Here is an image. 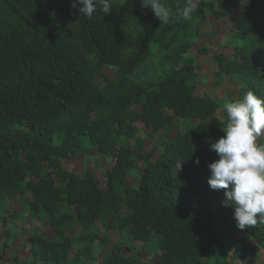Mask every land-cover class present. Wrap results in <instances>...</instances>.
Instances as JSON below:
<instances>
[{
	"label": "trees",
	"instance_id": "16d2710c",
	"mask_svg": "<svg viewBox=\"0 0 264 264\" xmlns=\"http://www.w3.org/2000/svg\"><path fill=\"white\" fill-rule=\"evenodd\" d=\"M162 2L173 11L167 24L141 0H111L109 15L91 19L71 0H0V215L28 196L26 223L43 229L28 238L29 264H227L263 247L264 223L238 229L225 190L208 184L209 144L224 135L226 113L197 95L188 53L207 14L242 5L229 47L213 56L216 78L237 86L230 101L249 90L264 99V0H198L190 21L175 18L186 0ZM139 126L157 137L148 149ZM81 152L112 164L98 178L77 175L63 162ZM225 228L242 239L224 238ZM108 230L118 242L97 259Z\"/></svg>",
	"mask_w": 264,
	"mask_h": 264
},
{
	"label": "clouds",
	"instance_id": "9594fccd",
	"mask_svg": "<svg viewBox=\"0 0 264 264\" xmlns=\"http://www.w3.org/2000/svg\"><path fill=\"white\" fill-rule=\"evenodd\" d=\"M141 3L143 8L151 9L161 24H167L173 18L172 9L162 0H141ZM197 4L198 0H186L185 5L176 10L175 18L190 21L197 11ZM70 7L89 19L98 10L106 16L112 12L111 0H71ZM224 110V135L209 144L217 158L208 164V184L212 190H225L222 205L233 209L236 227L244 230L264 223V143H258L264 135V99L249 90L241 99L226 102ZM199 163V159L195 160L197 166ZM183 164L177 161L174 167L179 171ZM9 215L7 222L2 221L0 215L1 225L14 223L15 219ZM27 224L35 226L36 234L42 231L32 223Z\"/></svg>",
	"mask_w": 264,
	"mask_h": 264
},
{
	"label": "crops",
	"instance_id": "0c3cea01",
	"mask_svg": "<svg viewBox=\"0 0 264 264\" xmlns=\"http://www.w3.org/2000/svg\"><path fill=\"white\" fill-rule=\"evenodd\" d=\"M243 5H247L246 2ZM241 6L238 8L231 7L225 18L214 19L207 16L201 24L197 44L188 53V58L198 68L197 78L199 89L202 91L201 94H210L223 106L226 102H230L228 95L237 86L226 77L216 78L217 67L213 56L224 53L229 40L233 38L230 28L231 22L235 18L247 15V11ZM215 83H217L216 87H214ZM35 230L37 229L35 228ZM80 231L81 227L77 226L69 234L70 238H76ZM223 232L226 239L232 241L242 239L241 235H234L228 228L223 229ZM34 234H36V231L29 227L26 220L23 221L22 225L18 223L3 225L0 228V264H29L32 262V258L28 253V238ZM98 237L104 243L96 241L92 252L94 257L101 259L110 251L111 246L118 242L119 232L117 230L100 231ZM93 264H98V262ZM227 264H264V245L258 254L237 260L227 258Z\"/></svg>",
	"mask_w": 264,
	"mask_h": 264
},
{
	"label": "rangeland",
	"instance_id": "374dc122",
	"mask_svg": "<svg viewBox=\"0 0 264 264\" xmlns=\"http://www.w3.org/2000/svg\"><path fill=\"white\" fill-rule=\"evenodd\" d=\"M117 1H121V0H117ZM210 1H214V0H208V2ZM207 16H209L207 14ZM210 17V16H209ZM212 18V17H210ZM231 40V39H230ZM229 40V41H230ZM235 43V40H233L231 44ZM227 47H229V42L227 44ZM260 60L262 63H264V51L261 52L260 54ZM105 74L109 75V76H113L112 75V70L107 69L104 71ZM201 93L200 89H198V93L197 95H199ZM230 97V94L228 95ZM218 105L221 108L222 104L221 102L218 101ZM178 130H174V133H176ZM139 135L141 137V139L145 142V149H148V146L150 144H152L154 142V140L157 138L154 136V134H152L150 132V130H146L143 129L142 127L139 126ZM112 161L110 159H103V158H99L97 157L95 152H81L77 155V157L72 160V161H64L63 162V166L77 174V175H81L83 174L85 171H89L91 173H93L95 175L96 178L100 177L107 169L110 168ZM138 174L139 171L137 169H131L129 172V183L133 186H136L138 183ZM29 200L28 196H25L24 198H17L14 199L13 203H12V207L9 208V211L11 213L15 212L16 216H14V214H11V216H14V223H18L19 225L23 224V217L25 216V214L23 215V213L25 212V206L27 205V201ZM18 212V213H17ZM23 216V217H22ZM2 217V221L7 222L8 220L10 221V219L8 218L7 214L5 215H1ZM29 227H32V230H35V226H32L29 224ZM152 245L157 246L158 243V238L153 237L152 239ZM139 251V250H138ZM146 256V255H145ZM147 257V256H146Z\"/></svg>",
	"mask_w": 264,
	"mask_h": 264
}]
</instances>
